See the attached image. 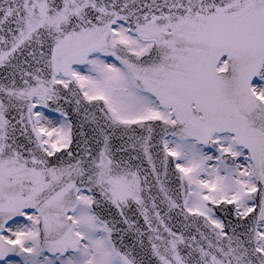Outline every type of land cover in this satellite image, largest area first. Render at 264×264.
Here are the masks:
<instances>
[{
    "label": "snow or ice",
    "instance_id": "6c2138e0",
    "mask_svg": "<svg viewBox=\"0 0 264 264\" xmlns=\"http://www.w3.org/2000/svg\"><path fill=\"white\" fill-rule=\"evenodd\" d=\"M0 264H264V0H0Z\"/></svg>",
    "mask_w": 264,
    "mask_h": 264
}]
</instances>
